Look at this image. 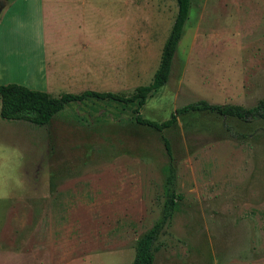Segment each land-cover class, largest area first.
Here are the masks:
<instances>
[{"label":"rangeland","instance_id":"obj_1","mask_svg":"<svg viewBox=\"0 0 264 264\" xmlns=\"http://www.w3.org/2000/svg\"><path fill=\"white\" fill-rule=\"evenodd\" d=\"M7 1L0 85L55 97L131 95L151 83L178 10L176 0L79 3L83 16L61 22H79L82 53L63 57L70 75L44 80L40 6L35 14L28 0ZM190 1L169 81L149 96L146 119L201 100L249 108L264 99V0ZM164 138L182 199L155 264H264V119L195 112L158 131L136 123L131 107L94 100L43 127L0 117V264H133L164 208Z\"/></svg>","mask_w":264,"mask_h":264},{"label":"trees","instance_id":"obj_2","mask_svg":"<svg viewBox=\"0 0 264 264\" xmlns=\"http://www.w3.org/2000/svg\"><path fill=\"white\" fill-rule=\"evenodd\" d=\"M177 14L169 36L163 46L161 60L153 80L148 85L139 86L133 94L85 90L80 93H63L58 97L45 91L30 89L20 84L0 85V117L6 121H25L35 126H47L53 117L63 111L71 103L86 101L114 102L122 106L131 107L133 119L136 123L151 127L158 131L173 127L180 116L195 112H210L223 117H235L243 121L264 119V99L253 107L237 104H212L206 100L190 103L171 113L162 122L146 119L141 110L149 96L161 90L169 81L175 55L184 34L185 24L189 18L191 1L176 0ZM165 149L169 163L165 167L164 208L161 218L145 233L137 243L133 264H155L156 254L162 248L161 237L173 215L178 209V201L182 196L175 190L176 167L168 139L164 138Z\"/></svg>","mask_w":264,"mask_h":264},{"label":"crops","instance_id":"obj_3","mask_svg":"<svg viewBox=\"0 0 264 264\" xmlns=\"http://www.w3.org/2000/svg\"><path fill=\"white\" fill-rule=\"evenodd\" d=\"M28 1L30 6L34 7L33 10L35 14L37 5L39 4L40 6L42 18L43 56L42 66L39 70L43 74L44 80H49L51 77L54 79H60L63 76L70 75L71 73H68V71L63 68L62 63L65 62L64 59L66 58H69L70 62L71 55H73V61H75V56L80 52L82 53V51H80L79 45L83 42L85 35L83 33L81 34L80 27H78V31L75 29L79 22L75 23V25H65V23L61 21H64V19L70 16L76 20H78L79 17L81 18L84 14V11L81 10L79 3L86 2L88 0ZM0 5L3 6V9L0 13L1 17L3 14H5L9 4L7 0H0ZM29 14L31 16V9ZM70 27L73 29L70 30ZM72 62L69 63L70 67H68V69H71ZM22 63L24 64V62ZM73 68L76 69L75 67Z\"/></svg>","mask_w":264,"mask_h":264},{"label":"water","instance_id":"obj_4","mask_svg":"<svg viewBox=\"0 0 264 264\" xmlns=\"http://www.w3.org/2000/svg\"><path fill=\"white\" fill-rule=\"evenodd\" d=\"M2 9H3V6L0 5V13H1Z\"/></svg>","mask_w":264,"mask_h":264}]
</instances>
